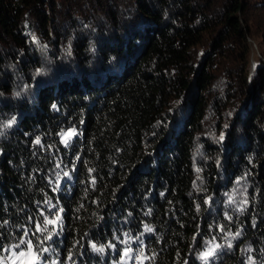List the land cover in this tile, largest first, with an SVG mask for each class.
<instances>
[{"label":"trees","instance_id":"16d2710c","mask_svg":"<svg viewBox=\"0 0 264 264\" xmlns=\"http://www.w3.org/2000/svg\"><path fill=\"white\" fill-rule=\"evenodd\" d=\"M44 2L0 0V254L27 231L48 264H112L144 234L138 264H264V62L222 59L239 40L246 63L260 6L115 1L93 26L46 28Z\"/></svg>","mask_w":264,"mask_h":264},{"label":"rangeland","instance_id":"374dc122","mask_svg":"<svg viewBox=\"0 0 264 264\" xmlns=\"http://www.w3.org/2000/svg\"><path fill=\"white\" fill-rule=\"evenodd\" d=\"M115 1H118L122 6H125L129 0H45L44 7L46 11H48V14L51 15V21L47 22L46 28H50L52 26V23H55L57 26L58 24L65 23V20L67 18H61V16H67L69 19H73L77 25L83 26V24L93 26L95 24V21H97L98 18H101L104 20L105 18V12L106 8L110 5V3L113 5ZM253 4L256 6V11H261V13H257V17H253L252 20H247L245 28H246V42H247V58L246 63L242 62L238 56L239 54H242L241 49L242 45L239 40L237 41H231L229 46L231 48L228 49V56L222 57V59L225 62V64L228 63H235L237 67L239 68V71L247 72L249 76H251L252 72L256 68L257 64L259 62H264V39L261 37V30H263V23H264V0H253ZM260 3H263V5H258ZM31 10V9H30ZM65 13V14H64ZM30 14H33L31 11L23 9L22 11V20L30 19L31 23L29 27V33L31 32V29L33 33L35 32L34 23H32V18ZM64 14V15H63ZM37 22V21H36ZM33 27V28H32ZM24 33V32H23ZM209 39L206 38L204 42H202L201 45L208 46ZM202 47H198V49H201ZM237 48V49H236ZM197 52V51H196ZM198 53V52H197ZM67 55H65L66 57ZM68 59V57H67ZM242 62V63H241ZM229 65V64H228ZM230 71L236 70L234 67H229ZM238 71V70H237ZM211 119V118H210ZM206 129H208L209 137H213L214 131L217 130V123L212 121L208 126H206ZM212 131V132H211ZM75 128L73 126H69L64 128L60 134V141L67 142L74 134H75ZM221 133V132H220ZM59 177V176H58ZM242 188L244 186H241ZM241 187H234L230 193V197L226 196L225 199L222 201V207L224 206L226 209L229 210V212H234L236 209L237 211L244 207V202L242 199ZM234 195V199H231V197ZM239 195V197H237ZM210 198V196L207 197V199ZM48 218H46L45 224L47 225ZM144 235V234H143ZM140 235L137 238H130L126 237L124 239H121L120 242L117 244L120 246L119 248V254L116 257L115 261L112 264H138L142 263V260L144 258V254L142 253V236ZM36 238L40 240V235L36 234ZM227 240L230 242L231 237L227 236ZM30 240L29 238H25ZM20 239L13 243L9 244L6 248H9L12 245L18 244ZM224 241L226 242V237H221V233L218 234V237L216 236V239L212 241H204L202 242V247L205 249V252H208L209 250H212V252L216 249H222L221 243ZM133 242H137L136 244H133ZM221 242V243H220ZM116 244H111L110 249H106V253L116 256L115 250L118 248ZM109 246V245H108ZM243 247L246 249L247 245H243ZM26 248V245H21L20 249H13V251H19L21 249ZM130 250V251H128ZM215 250V251H216ZM35 251V249H34ZM202 251V250H201ZM200 251V252H201ZM128 252V255H125V253ZM202 251L200 253V257L202 253H205ZM243 252H246V250H243ZM214 254H217L216 252H213L212 256H210L207 261L209 262L210 259L214 257ZM0 256H11V253L3 251V253L0 254ZM104 256V253L100 251V256ZM31 257L25 256L18 258L16 261V264H29ZM200 260H203L200 258ZM138 262V263H137ZM205 263V260H203ZM38 264H48L47 261L44 260L42 250L40 252L39 256V262Z\"/></svg>","mask_w":264,"mask_h":264},{"label":"snow or ice","instance_id":"6c2138e0","mask_svg":"<svg viewBox=\"0 0 264 264\" xmlns=\"http://www.w3.org/2000/svg\"><path fill=\"white\" fill-rule=\"evenodd\" d=\"M48 223H52V221H48ZM150 231V229H148ZM37 231H47L45 228H41V226H37ZM28 236V232H24V236L20 238L18 244L12 245L9 248L3 249V251L11 253V256H0V264H16L18 258L29 256L31 257L29 264H38L40 252L37 246V250L34 251V245L31 240L25 239ZM47 239H51V236H48ZM21 245H26V248L21 249L19 251H13V249H20ZM48 249H43V251H47ZM102 251L103 249H98ZM130 251V250H128ZM212 250L201 254V259L207 261V259L212 256ZM128 255V252L125 253Z\"/></svg>","mask_w":264,"mask_h":264}]
</instances>
